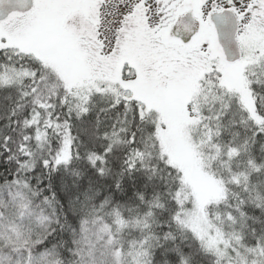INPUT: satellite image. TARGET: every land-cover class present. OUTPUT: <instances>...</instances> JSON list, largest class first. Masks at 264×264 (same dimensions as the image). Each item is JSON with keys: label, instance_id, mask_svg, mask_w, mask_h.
I'll list each match as a JSON object with an SVG mask.
<instances>
[{"label": "trees", "instance_id": "16d2710c", "mask_svg": "<svg viewBox=\"0 0 264 264\" xmlns=\"http://www.w3.org/2000/svg\"><path fill=\"white\" fill-rule=\"evenodd\" d=\"M140 33L150 51L141 44L133 59L144 69L165 41ZM244 76L261 125L212 76L196 98L198 164L224 193L205 210L221 256L183 223L192 196L159 145L156 113L109 91L70 93L41 58L0 49V235L7 225L21 235L0 237V264H83L94 229L106 232L97 242L109 264H240L233 247L264 264V64Z\"/></svg>", "mask_w": 264, "mask_h": 264}, {"label": "rangeland", "instance_id": "374dc122", "mask_svg": "<svg viewBox=\"0 0 264 264\" xmlns=\"http://www.w3.org/2000/svg\"><path fill=\"white\" fill-rule=\"evenodd\" d=\"M82 1L37 0L34 11L14 17L0 26V49L7 47L41 58L64 76L65 87L70 93L86 96L90 91H109L123 99L141 103L144 111L156 113L159 145L168 163L181 173L182 181L192 196V205L184 213L183 223L209 251L223 256L227 244L208 226L205 210L207 205L221 201L224 193L220 183L198 164L197 143L200 138L196 130L199 119L196 98L198 93L201 94L202 83L203 89H209L212 84L209 78L212 76L211 81L212 78L217 80L220 87L235 94L248 118L254 124L261 125L262 119L255 111L244 76L247 71L264 64V28L244 27L247 24L244 16L252 0H204L201 8L203 16L229 6L240 13L241 28L236 38L242 51L239 62L226 64L215 45L214 34L209 28H204L203 34L187 49L165 43L160 50L157 49L159 55H156V61L144 69L137 67L133 58L142 54L141 44L145 45V52L150 51V46L140 36V32L146 28H122V44H118L115 51L118 52V60L102 65L89 64L86 50L72 32L76 29L73 24H76L77 18L71 14L74 9L80 8L79 2ZM103 1L105 13L102 18L106 27L101 30L99 39L104 42L103 52L108 54L113 46L111 31L118 23L117 10L122 8L123 11L125 5L141 0ZM70 20L76 21L71 24ZM167 29L147 28L148 31L153 30L150 35L158 40L163 39ZM181 66L185 68L180 69ZM68 159L69 140L65 136L60 161L66 162ZM89 232L82 263L109 264L110 261L105 259L107 252L103 247L100 249L97 242H104L105 230ZM0 237L12 243L21 239L20 233L11 225L3 229ZM233 251L238 262L246 264V257L235 247ZM249 256L254 260L259 254L254 251ZM253 260L247 264H252ZM31 262L30 259L17 260L18 264Z\"/></svg>", "mask_w": 264, "mask_h": 264}, {"label": "flooded vegetation", "instance_id": "af4514ba", "mask_svg": "<svg viewBox=\"0 0 264 264\" xmlns=\"http://www.w3.org/2000/svg\"><path fill=\"white\" fill-rule=\"evenodd\" d=\"M36 1L33 0L31 11L26 14H11L0 26L5 25L14 17L25 16L34 11ZM83 1L79 2L81 4L80 8H76L72 12L71 15L77 18V21L75 20L76 24H73L75 21L72 20L71 24L76 26V29L74 28L72 32H76V39L80 42L81 47L86 50L90 65H102L104 62L108 63L109 61L118 60L116 58L118 52L116 53L115 51H117L116 47L118 44H122V28H169L178 17L190 13L192 18L199 23L201 29L199 34L188 45H183L179 41L169 39L167 31L162 39L166 44L172 43L183 50L189 48L203 34L204 28H209L214 34L210 17L223 10L232 11L236 15L238 28H241L240 13L230 6L222 7L216 12L203 16L201 8L204 5V0H141L140 2H130L128 5L124 4L123 11L122 8L117 10L119 13V16H117L118 23L115 25V29L111 31L113 35L112 50L108 54H105L103 52L104 42L99 39L101 30L106 27L105 23L103 24L104 20L102 18L105 13V3L103 0ZM247 8L244 16L247 24L244 27L264 28V0H252ZM152 31L150 30V33ZM152 39L156 42L159 41L154 37Z\"/></svg>", "mask_w": 264, "mask_h": 264}, {"label": "water", "instance_id": "95a60500", "mask_svg": "<svg viewBox=\"0 0 264 264\" xmlns=\"http://www.w3.org/2000/svg\"><path fill=\"white\" fill-rule=\"evenodd\" d=\"M33 0H0V25L11 14H26L31 11ZM215 35V43L226 64H235L241 59V49L236 39L238 22L236 15L229 10L210 17ZM199 23L190 13L178 17L167 30L169 39L188 45L200 32Z\"/></svg>", "mask_w": 264, "mask_h": 264}]
</instances>
